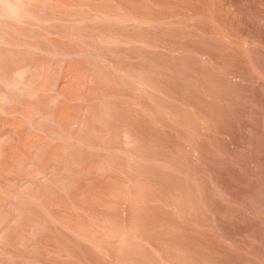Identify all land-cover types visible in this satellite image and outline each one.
<instances>
[{
    "label": "rangeland",
    "instance_id": "374dc122",
    "mask_svg": "<svg viewBox=\"0 0 264 264\" xmlns=\"http://www.w3.org/2000/svg\"><path fill=\"white\" fill-rule=\"evenodd\" d=\"M0 264H264V0H0Z\"/></svg>",
    "mask_w": 264,
    "mask_h": 264
}]
</instances>
